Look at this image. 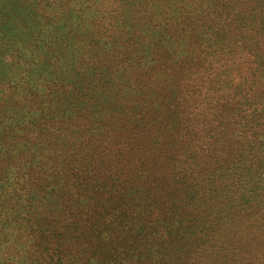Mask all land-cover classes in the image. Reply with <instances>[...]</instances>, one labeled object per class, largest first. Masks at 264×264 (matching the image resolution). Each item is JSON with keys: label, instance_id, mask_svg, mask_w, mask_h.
<instances>
[{"label": "rangeland", "instance_id": "1", "mask_svg": "<svg viewBox=\"0 0 264 264\" xmlns=\"http://www.w3.org/2000/svg\"><path fill=\"white\" fill-rule=\"evenodd\" d=\"M239 136L264 181V0H0V264H218Z\"/></svg>", "mask_w": 264, "mask_h": 264}, {"label": "trees", "instance_id": "2", "mask_svg": "<svg viewBox=\"0 0 264 264\" xmlns=\"http://www.w3.org/2000/svg\"><path fill=\"white\" fill-rule=\"evenodd\" d=\"M240 138L229 137L227 143H221L217 167L194 178L204 197L200 205L209 207V213L200 208L194 217L198 220L204 217L206 227L217 224L213 235H204L200 228L202 225L195 226L194 218L190 224H186L184 217L180 222L191 228L190 236L198 234L200 239H205L198 252L203 260L214 258L218 264H264V181L260 174L261 165L258 160H230L231 155H248L247 151L242 153L243 148H236ZM45 254L49 263L58 264L64 252L57 246H48Z\"/></svg>", "mask_w": 264, "mask_h": 264}]
</instances>
